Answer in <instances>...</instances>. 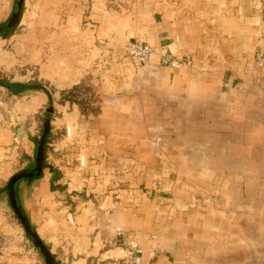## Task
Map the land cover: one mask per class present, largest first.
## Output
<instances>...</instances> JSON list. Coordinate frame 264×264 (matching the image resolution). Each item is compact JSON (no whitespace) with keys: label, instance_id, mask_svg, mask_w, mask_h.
<instances>
[{"label":"crops","instance_id":"crops-1","mask_svg":"<svg viewBox=\"0 0 264 264\" xmlns=\"http://www.w3.org/2000/svg\"><path fill=\"white\" fill-rule=\"evenodd\" d=\"M260 7V0L23 1L27 32L16 49L39 62L47 78L76 81L96 49H114L119 58L111 74L90 68L100 76L99 112L83 137L68 141L75 143L70 151L96 158L68 172L65 191L89 171L125 173L124 166L133 167L127 178L144 198L136 205L124 192L119 201L107 195L101 208L86 202L68 220L72 213L53 200L54 177L50 171L45 180L44 168L21 205L41 237L60 229L46 240L58 264L117 257L118 246L99 249L120 239L141 246L140 264H264V67L258 71L254 63ZM4 10L0 2V17ZM132 39L152 48L139 68L125 51ZM162 53L189 63L163 64ZM7 54L0 49V62L14 60ZM38 101L34 96L25 106ZM73 128L69 123V134ZM153 137L167 159L156 154ZM5 138L0 132V144ZM164 161L175 171L161 173Z\"/></svg>","mask_w":264,"mask_h":264},{"label":"rangeland","instance_id":"rangeland-1","mask_svg":"<svg viewBox=\"0 0 264 264\" xmlns=\"http://www.w3.org/2000/svg\"><path fill=\"white\" fill-rule=\"evenodd\" d=\"M11 1L0 0L1 4L6 6V10H4V14L0 17V21L7 16L11 7ZM260 1L259 43L256 44L255 50L259 49L260 44L264 45V0ZM26 32L25 25L21 24L19 20L13 30L14 36L0 41V49L6 50L7 55L14 57V60H10L7 56L5 62H0V80L41 84L45 87L47 95L49 94L50 98L48 95L49 100L47 101V97L42 91L13 94L9 89L0 85V132L6 135V138L2 140L4 143L0 144V264H46L34 243L27 238L24 228L15 216L12 207L10 206L11 209L8 207L6 202L8 193L5 189L10 180H8L9 176L26 168L33 161L36 146L34 139L39 138L41 134L46 113L50 118V136L45 148V161L56 172H52L49 167H46L43 175L45 180H49L51 172L54 175V182L52 183V187L49 186V188L55 190L53 191V200L58 204V208L65 207L72 213L68 215V220L72 216L74 217L75 213L79 212V209L76 210V207L79 205H82V207L86 206V202L94 203L96 207L101 208L100 204L107 195H109V201H119L122 199V192H124L127 195V201L136 205L144 200L142 187L139 183L130 181V178H127V171L130 173L133 167L128 169V167L123 166L122 169L125 173L121 170L114 173L109 172L106 167L98 170V172L95 171V173L89 171V174H85L82 177L81 185L73 187L68 193L65 191V187H68L66 181H72L68 172H72L71 175H73L76 172L73 169L76 166L83 167V163L85 162L86 164L87 161H89V167H91L93 164L92 160L96 158V155L95 157L91 155L86 157L85 155H79L80 151H70V145L72 146L75 143L73 142L74 140L72 142L68 141L74 135L76 136L77 133L83 137L84 126H89L87 124L93 122L99 112V102L102 99V94L99 91L100 82H97L96 79H100V76H94L90 68L91 66L93 69L100 68L101 71L107 74L113 65L119 61L117 53H114V49H96L97 54H95L90 67L86 68L76 81L72 80L71 82L62 84L57 79L47 78L43 75L40 71V63L30 60L28 58L29 53L25 54V50L21 53L16 49L17 37ZM143 39H145V36ZM101 43L103 42L99 41L97 44ZM168 54L171 55L170 53ZM171 56L173 57V55ZM129 59L133 63V67H141L142 64H135L131 57ZM254 63L258 71H261L264 67V65H257L256 57ZM101 80L103 81L104 77ZM240 87L242 88L241 85L238 88ZM34 96L39 101L31 108L26 107V102ZM49 107L52 108L51 113L46 112ZM69 123L74 127L71 131L72 134H69ZM152 142L158 157L160 159H167V153L159 137H153ZM71 152L75 153L74 158L68 157ZM81 156H83L84 160ZM103 156L106 157V155ZM164 162L165 164L161 163L160 166L161 173L168 175L175 171L174 166L169 165L166 161ZM153 175L155 176L156 173L153 172ZM32 183L21 182L19 184L20 203L25 195L27 197L31 193ZM137 193L140 195L137 196ZM197 203L198 201L194 200L190 205L191 207H195ZM59 230H45V237L43 235L41 237L35 229L49 251L50 247L46 240H53ZM116 246L122 248L124 251L126 243L122 239L116 241L115 245L112 244L110 246L108 242H105L104 246L101 245L99 252L104 253L107 249ZM121 255L123 253L117 250L116 256ZM87 259L89 260L90 258ZM91 263L87 261V264Z\"/></svg>","mask_w":264,"mask_h":264},{"label":"water","instance_id":"water-1","mask_svg":"<svg viewBox=\"0 0 264 264\" xmlns=\"http://www.w3.org/2000/svg\"><path fill=\"white\" fill-rule=\"evenodd\" d=\"M23 1L24 0H15L14 10L10 15L9 19L4 23L0 24V34L9 32L16 27V25L18 24L21 18ZM0 85L6 87L9 90L26 89L30 87H37L45 90V87L43 85L38 83H30V82L19 83V82H6L0 80ZM46 112L51 113L52 108L49 107L46 110ZM48 128H49V119L46 118L44 123V134H43L44 136L45 133H47ZM44 136H42V138L38 141V143L35 146V155L33 161L26 168L12 175L8 184L5 186V189L7 190L8 193L10 206L12 207L15 216L23 226L27 238L34 243V245L36 246L37 250L39 251L40 255L42 256L46 264H58L57 261L54 259V257L51 255L48 247L43 243V241L36 233L35 228L31 224L29 217L23 211L19 197V184L21 182H27V181L29 182L33 177V175L35 174V172H38L42 169L43 147L45 144Z\"/></svg>","mask_w":264,"mask_h":264},{"label":"built area","instance_id":"built-area-1","mask_svg":"<svg viewBox=\"0 0 264 264\" xmlns=\"http://www.w3.org/2000/svg\"><path fill=\"white\" fill-rule=\"evenodd\" d=\"M126 54L131 57L135 64H142L149 56L152 48L148 43L141 39H133L125 46ZM256 63L258 66L264 65V53L259 48L256 53ZM161 62L174 67L180 66L183 62L189 63V59L178 60L168 53L161 54ZM142 249L138 243L127 241L123 255L105 261H95L91 264H140Z\"/></svg>","mask_w":264,"mask_h":264},{"label":"trees","instance_id":"trees-1","mask_svg":"<svg viewBox=\"0 0 264 264\" xmlns=\"http://www.w3.org/2000/svg\"><path fill=\"white\" fill-rule=\"evenodd\" d=\"M13 30H11L9 32H5L3 34H0V36H8V35H10L13 32ZM28 89H38V90H41V91H44L45 93H47L46 89L44 90V89H40V88H37V87H30V88H26V89H15V90H9V91L14 92V93H19V92H22V91H26ZM49 98H50V95H49ZM47 115L48 114L46 113L45 114V119L48 118L49 121H50V118ZM44 123H45V120H44ZM44 123H43L42 131H41V134H40L39 138L34 139L35 145L42 138V136H44L43 135L44 134ZM49 132H50V127L48 128L47 133H45V136H44V138H45V144H44V147H43V165H42V169L40 171H38V172H35V174L31 178V180L29 181V183L38 180V178H40V176L42 174V170L44 168H46V167H49L52 172H56L55 169L51 165L47 164L46 161H45V151H46L45 148H46V144L48 142L49 136H50ZM53 177H54V175H53ZM53 181H54V178H53Z\"/></svg>","mask_w":264,"mask_h":264}]
</instances>
